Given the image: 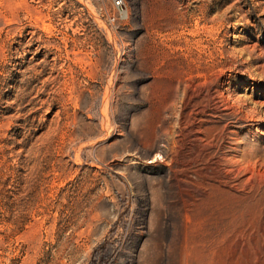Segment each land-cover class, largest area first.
Segmentation results:
<instances>
[{
    "label": "rangeland",
    "instance_id": "374dc122",
    "mask_svg": "<svg viewBox=\"0 0 264 264\" xmlns=\"http://www.w3.org/2000/svg\"><path fill=\"white\" fill-rule=\"evenodd\" d=\"M115 1L0 0V264H264V0Z\"/></svg>",
    "mask_w": 264,
    "mask_h": 264
},
{
    "label": "bare ground",
    "instance_id": "6f19581e",
    "mask_svg": "<svg viewBox=\"0 0 264 264\" xmlns=\"http://www.w3.org/2000/svg\"><path fill=\"white\" fill-rule=\"evenodd\" d=\"M262 196H264V185L257 189H253L248 199L252 206L260 208V214L264 216V198Z\"/></svg>",
    "mask_w": 264,
    "mask_h": 264
},
{
    "label": "trees",
    "instance_id": "16d2710c",
    "mask_svg": "<svg viewBox=\"0 0 264 264\" xmlns=\"http://www.w3.org/2000/svg\"><path fill=\"white\" fill-rule=\"evenodd\" d=\"M99 248L101 249L102 253H100V258H99V261L101 262L100 264H106L109 257H110V254H111V250L109 248H107L104 243L101 244L99 246Z\"/></svg>",
    "mask_w": 264,
    "mask_h": 264
},
{
    "label": "built area",
    "instance_id": "2783aa9c",
    "mask_svg": "<svg viewBox=\"0 0 264 264\" xmlns=\"http://www.w3.org/2000/svg\"><path fill=\"white\" fill-rule=\"evenodd\" d=\"M115 2H116V3H115L116 5H120L121 0H116Z\"/></svg>",
    "mask_w": 264,
    "mask_h": 264
}]
</instances>
